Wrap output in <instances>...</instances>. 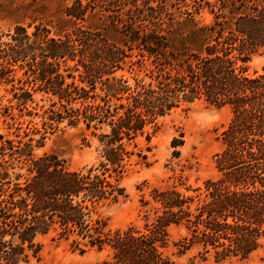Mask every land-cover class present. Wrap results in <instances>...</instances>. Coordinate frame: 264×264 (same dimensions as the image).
I'll use <instances>...</instances> for the list:
<instances>
[{"label": "trees", "instance_id": "1", "mask_svg": "<svg viewBox=\"0 0 264 264\" xmlns=\"http://www.w3.org/2000/svg\"><path fill=\"white\" fill-rule=\"evenodd\" d=\"M0 23L4 115L37 116L35 95H46L43 129L79 128L100 158L72 170L0 133V264H40L50 233L106 253L99 264H180L166 253L171 226L185 231L179 256L243 260L263 247L264 70L247 64L264 50V0H0ZM197 103L231 111L217 177L153 188L140 198L142 227L111 229L102 209L128 199L134 157L148 164L138 140Z\"/></svg>", "mask_w": 264, "mask_h": 264}, {"label": "rangeland", "instance_id": "2", "mask_svg": "<svg viewBox=\"0 0 264 264\" xmlns=\"http://www.w3.org/2000/svg\"><path fill=\"white\" fill-rule=\"evenodd\" d=\"M0 26L2 32L7 31V24L0 23ZM263 70L264 50H261L247 64V71L254 74L262 73ZM9 88L3 87L0 91L1 134L12 139H18L16 136L19 135L24 142H31L35 157L56 155L72 170L89 168L99 163L96 141L89 138L90 147H87L79 128L62 125L58 129H43L41 116L44 109L50 105L48 96L41 93L35 95L36 103L32 105L35 110L32 111L38 113L37 116L20 117L18 110L13 111L15 120L4 115L3 108L8 106V99L11 98V94L5 91ZM230 119L229 108L216 109L206 107L202 103L195 104L188 111L177 110L159 119L150 142L145 137L138 140L139 148L150 147L151 152H145L148 164L137 157L132 159L123 180L128 199L102 209L103 215L109 218L110 228L123 231L132 226L142 227L145 219L140 198L143 194L148 195L153 188L160 190L169 188L177 183L179 177L192 186L216 178L218 174L214 155L223 148L220 136ZM152 131L153 129H149L150 133ZM181 134L184 135L185 145L178 148L181 157L176 159L172 157L174 149L171 148V141L174 138L181 139ZM188 162L193 164V169L182 172ZM168 232L169 245L166 253L180 264H264V244L260 250L243 260L216 261L211 256L207 261H202L197 257V250L179 256L175 244L185 231L181 227L171 226ZM39 242L42 245L40 264H99L106 257V253L98 252L96 249H89L81 254L73 249L71 241L60 238L56 233L40 237Z\"/></svg>", "mask_w": 264, "mask_h": 264}]
</instances>
